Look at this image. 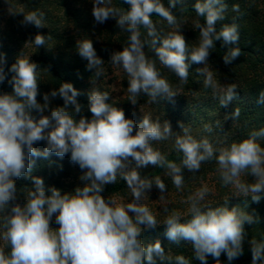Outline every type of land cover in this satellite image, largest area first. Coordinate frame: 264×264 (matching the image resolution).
Returning a JSON list of instances; mask_svg holds the SVG:
<instances>
[{
  "label": "clouds",
  "instance_id": "clouds-1",
  "mask_svg": "<svg viewBox=\"0 0 264 264\" xmlns=\"http://www.w3.org/2000/svg\"><path fill=\"white\" fill-rule=\"evenodd\" d=\"M92 14L97 23L115 19L120 30L130 33L129 46L112 53L111 62L121 65L127 73L129 101L135 105L136 97H174L175 93L162 78L154 60L144 49L150 45L161 65L173 71L181 80L187 81L191 64L205 65L216 41L236 44L239 40L235 24L225 25L217 32L216 23L224 19L226 5L222 0H203L194 4L198 16L205 17V24H196L200 30L199 46L189 50L184 36L169 33L161 38L151 17L156 14L169 25L176 24V18L161 0H124L127 11L115 6L113 0H92ZM178 0H171L175 8ZM238 10V6H234ZM42 12L24 15L23 24L43 28ZM147 29L150 41H142L140 27ZM38 49L44 47V35L37 34L33 40ZM79 55L88 61L87 68L95 69V75L102 74L103 60L97 56L90 39L78 41ZM234 48L223 56L227 66L240 56ZM6 58L0 55V83L8 72L12 73L8 84L11 93L0 94V211L7 210L4 239L9 241L11 251L5 255L0 251V264H157L165 260V250L159 240L147 245L140 239L146 230L158 226L156 217L141 201L144 194L155 185L162 193L166 185L159 176L153 183L142 178L141 167L152 165L170 170L174 185H183L182 168L169 162L151 146L152 141L167 139L172 134L171 125L152 122L144 117L137 128L136 123L126 118L123 109L109 103L107 92L91 91L88 108L92 113L89 120L81 116L82 105L77 97L81 94L71 83H62L58 89L43 95L38 102V65L29 60L17 58L5 71ZM206 76L205 86L215 91L217 85L207 68L197 69ZM234 87H228L220 98L221 107H227L234 99ZM63 99V106L51 107L55 98ZM259 103H264V92ZM71 110V111H70ZM45 112H50L45 115ZM239 115V109L235 112ZM185 135L175 141L178 151L183 153L182 165L189 171H198L201 163L215 156L225 186L232 185L244 196L252 194L259 201L264 193V147L257 143L261 132L252 133L250 138L230 147L216 149L208 139L197 140L183 127ZM135 130V134L133 132ZM47 141L43 151L35 143ZM55 153L63 158L70 153V160L81 170H86L81 180L88 181L74 193H62L52 187L46 189L43 178L31 176L32 157L47 158ZM131 158V159H130ZM135 161V167H131ZM131 169V170H129ZM242 173L255 177L254 183L241 178ZM120 175L131 189L134 202L116 204L102 195L105 185L114 184ZM31 179L34 191L21 205L17 198L16 180ZM50 192L51 194H46ZM209 192L207 187L190 196L191 219L181 222L182 213L174 211L164 221L166 238L175 244L189 242L195 258L207 264L209 256L217 259L226 254L229 262L243 254L245 224L255 223L252 215L237 208L210 207L202 202ZM133 213L134 215H130ZM55 215L58 229L50 227ZM144 226V227H142ZM252 264H264V241H251ZM169 264L171 260L169 258ZM175 264H190L183 255L175 258Z\"/></svg>",
  "mask_w": 264,
  "mask_h": 264
},
{
  "label": "trees",
  "instance_id": "trees-1",
  "mask_svg": "<svg viewBox=\"0 0 264 264\" xmlns=\"http://www.w3.org/2000/svg\"><path fill=\"white\" fill-rule=\"evenodd\" d=\"M263 1L222 0L223 4L226 5V10L224 19L217 21L215 25L216 31L219 32L225 25L235 24L239 34L238 43L225 46L222 40L216 41L215 47L210 50V58L217 60V63L222 65L221 69L227 73L229 78V75L233 77L232 81L229 80V87L235 89L234 99L227 107H221L220 104V98L223 94H217L216 99L203 100L204 98H197L198 94L215 96L212 87H206L205 79L200 78V73L197 72L198 68L202 69L200 64H191L190 61H186L190 64L189 75L187 81L181 82L173 71L160 64L150 45H147L144 51L150 59L155 61L157 70L161 73L162 78L167 79L170 83L175 96L157 98L153 102L149 96L141 94L136 97L137 103L133 105L129 101L131 95L128 92L129 77L123 67L120 83L121 92L120 94L114 92L111 85L105 82L110 67L108 65L111 62L112 53L122 51L123 48L129 46L130 33L120 30L115 19H109L102 24L97 23L90 10L93 6L92 0H0V55L6 58V72L18 57L38 65L39 94L37 99L40 103H43L45 93L58 89L62 83H71L81 93L77 100L82 105V112L75 117L77 120L81 116L89 120L92 118V113L88 108L89 93L99 91L107 92L109 94L108 102L123 109L126 118L132 119L137 128L144 117H148L154 123L159 122L161 126L166 121L170 123L172 134L167 139L152 141L151 146L154 150L159 151L167 161L182 168L183 185L179 189L174 185L170 170L166 167L149 165L139 168L138 171L142 178H148L154 183L155 177L159 176L166 185V191L163 193L155 185L146 192L141 201L143 206L147 204V207L151 208L154 203L151 202L152 199L159 195L171 196L179 192V195L189 196L195 191L207 187L209 192L206 194L203 204L213 208L228 207L229 209L241 210L242 204L256 202L252 199V194L244 196L232 185L225 186L223 184L215 156L202 162L198 171H189L184 168L182 165L183 153L177 150L175 141L178 137L185 135L180 126L183 123V127L189 129V134L193 138L197 140L208 139L214 149L217 150L216 155L218 156L219 149L228 148L232 143L242 142L250 138L252 133L264 130V103L258 102L260 94L264 92V14L261 15L264 12ZM161 2L165 8L171 11L177 22L175 25H169L164 18L153 14L151 19L157 32L162 28L164 33H168L170 26L177 27L183 24L185 20H195L201 25L205 24V17L198 16L194 8V4L198 0H178L175 8H170L171 0H161ZM199 2H203V0H199ZM113 3L124 11L129 8L124 0H113ZM234 6H238V10H234ZM249 6L251 7L249 8ZM250 9L252 14L249 13ZM33 11L44 14L43 28L22 23L24 15ZM140 33L142 41L151 40L147 34V29L143 26L140 27ZM37 34L44 35L46 39L44 47L40 49L33 42ZM85 39L92 41L97 56L103 60V64L100 66L102 74L99 77L95 75V69L89 70L87 68L88 61L82 58L77 51L78 41ZM187 46L189 50L193 49L191 44L187 43ZM234 48H238L241 53L235 61L245 63L247 68L244 67V64L239 66L238 70L237 68L232 70L224 64L223 56L229 54ZM12 75L8 72L7 79L0 83V94L12 92V87L8 84ZM213 99L219 102V106L216 107L213 104ZM63 103V99L57 97L52 100L51 107L63 106ZM207 108L212 111L209 112ZM237 109H239V115L235 114ZM44 114L49 115L50 112ZM257 143L264 147V135L257 138ZM46 146V141H40L34 145L41 151ZM50 157L52 158V154L47 157L48 160ZM42 158H31L38 167L31 170V176L43 178L40 172L43 168L40 163ZM68 158L70 159V156ZM50 163L51 161H49ZM135 166V161H132L131 167L134 168ZM64 171L59 169L55 172L62 176L67 173ZM246 182L253 183L251 177ZM16 186L17 196L30 188L34 191L31 179H18ZM50 194L48 193V195ZM101 195L126 197L129 203L134 202L131 189L128 188L119 174L114 184L104 186ZM259 195L261 197L262 194ZM248 214L253 216L255 223L245 224L246 235L243 242V254L229 262L226 254L222 253L219 257V264H252L250 242L253 240L264 241V209L255 206V209L253 207V211ZM185 219H191L190 213ZM166 227L164 223L158 224L155 229L144 231L140 239L152 233L156 238L155 241H157L159 234L166 232ZM159 241L165 250L166 264H169V253L175 254V258L183 255L190 261V264H201L195 258L194 249L189 242L181 241L179 244H175L168 239L163 242ZM168 241L169 244L166 245ZM207 264H217V259L209 256Z\"/></svg>",
  "mask_w": 264,
  "mask_h": 264
},
{
  "label": "rangeland",
  "instance_id": "rangeland-1",
  "mask_svg": "<svg viewBox=\"0 0 264 264\" xmlns=\"http://www.w3.org/2000/svg\"><path fill=\"white\" fill-rule=\"evenodd\" d=\"M264 2V1H263ZM251 6H249L250 8ZM91 13L93 10V6L91 7ZM264 10V7H263ZM250 14H252V10L250 9L249 11ZM264 12L261 13V15H263ZM260 15V16H261ZM5 16V15H4ZM197 22L195 20H188L183 23L180 24L179 26H170L168 33H164L163 29L159 30L158 34L159 36H163V37H167L169 33H177L180 32L187 43L191 44V46L193 48H196L199 46L200 43V30L199 28L196 27ZM163 26V25H162ZM220 63H217V60L210 58L209 57V61L203 65L200 64V67L202 68L201 71H203V69L207 68V70L209 72L212 73L213 79L217 85V89L214 91L215 96L214 95H207V94H198L197 98H204L203 100H207L209 98H215L217 94H223L224 92L227 91V88L229 87V80L232 81L233 77L230 76V78L228 77L227 73L221 69L222 65H219ZM222 64V63H221ZM245 63H240L238 60L237 61H233L231 64L227 65L230 68H233L237 70L239 69V66L244 65ZM110 66L108 68V73L106 75V79L105 82L107 84H110L113 91L117 92V94H120L121 92V87H120V83H121V74H122V66L118 65V64H114L112 62L109 63ZM245 68H247L246 64L244 66ZM200 78H204L206 79V76L203 74H199ZM234 76V75H233ZM213 89V88H212ZM214 100V99H213ZM212 104V103H211ZM213 104H215V106H219V102H217L216 100L213 101ZM212 104V105H213ZM207 110L210 112L212 111L210 108H207ZM144 114V113H143ZM47 142V141H46ZM70 156V153L65 155V159L58 157L55 153L52 154V158L50 157V160H48V158H42V160L40 161V163L42 164L41 166H43V168L41 169V174L42 177L44 178V183H45V187L46 189H50L52 187H55L57 189H59L62 193H74L75 190L80 187H84L86 183H88V181H83L81 180V177L84 175V172L86 170H81L80 167L77 164H73L71 162V160L68 158ZM49 161H51V163L49 164ZM38 168L35 164V162H33V168L32 170ZM65 170L64 172L67 171L66 175H62L60 176V174L58 172H55L57 170ZM251 177L252 182H255V177L242 173L241 174V178L243 180H248ZM32 192V189L30 188L28 191L20 194L17 196L18 198V202L23 205L29 198H30V193ZM197 191H195L196 193ZM50 192H47L46 194H48ZM194 193V194H195ZM180 193H176V194H172L171 196H163V195H159L156 198H153L151 202L153 203V206L151 208H149L150 212L156 217L158 224H163L164 221L166 220V218L171 215L174 211H179L182 213V223L183 221L186 222L185 218L186 216H188L189 214V207H190V203H189V197L194 195L193 193L190 194L189 196L186 195H179ZM208 194V193H207ZM261 199H259V201L257 202H250L247 204H242L241 205V211L245 212V213H251L253 211V207L255 209V206H259L261 208L264 209V193H261ZM106 200L112 199L116 202V204H128V199L117 196V197H110V196H103ZM184 205V206H183ZM144 206H148L147 204ZM183 206V208H182ZM253 206V207H252ZM231 210V209H230ZM132 214V213H130ZM9 215L7 210L4 211H0V251H3L5 255H9L10 251H11V246L9 241L4 239V234L6 232V217ZM50 227L53 229H58L59 225L55 223V215L53 216V219L50 223ZM166 232H162L159 234V240H161L162 242L165 241ZM148 235V234H147ZM154 235L151 233L148 236L143 237L141 240L144 242L145 245L149 244V243H154L155 242ZM169 244V241L166 243V245ZM168 258H171V264H175V254L169 253L168 254ZM166 258V259H168ZM167 262L164 261H157V264H166Z\"/></svg>",
  "mask_w": 264,
  "mask_h": 264
}]
</instances>
